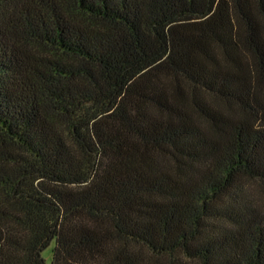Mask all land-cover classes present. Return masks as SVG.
<instances>
[{"label": "trees", "instance_id": "obj_1", "mask_svg": "<svg viewBox=\"0 0 264 264\" xmlns=\"http://www.w3.org/2000/svg\"><path fill=\"white\" fill-rule=\"evenodd\" d=\"M264 0H0V264H264Z\"/></svg>", "mask_w": 264, "mask_h": 264}, {"label": "rangeland", "instance_id": "obj_2", "mask_svg": "<svg viewBox=\"0 0 264 264\" xmlns=\"http://www.w3.org/2000/svg\"><path fill=\"white\" fill-rule=\"evenodd\" d=\"M251 188H253L256 191V193H258V195L260 196V199L264 202V190L262 191L263 188L257 186L254 183H252ZM54 248H55V241H53L51 245L42 254L46 261V264H52ZM149 262L145 264H152Z\"/></svg>", "mask_w": 264, "mask_h": 264}]
</instances>
